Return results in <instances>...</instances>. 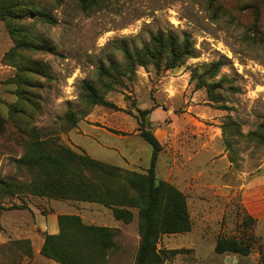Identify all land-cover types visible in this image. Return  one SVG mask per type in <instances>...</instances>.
Listing matches in <instances>:
<instances>
[{"label": "rangeland", "instance_id": "1", "mask_svg": "<svg viewBox=\"0 0 264 264\" xmlns=\"http://www.w3.org/2000/svg\"><path fill=\"white\" fill-rule=\"evenodd\" d=\"M29 1L56 22L27 18L28 37L43 46L9 60L5 54L14 40L0 21V177L30 178L14 163L22 152L10 114L14 103L32 113L25 122L36 126L45 140L127 170L145 172L149 166L152 147L140 135L146 128L161 144L156 177L185 194L191 219L190 230L159 238L160 250H180L169 253L164 264H264V139L246 136L264 122V0H97L86 10L80 0ZM254 2L259 10L256 26ZM158 30L187 32L196 56L173 68L136 66L122 82L105 89L98 66H122L119 48L135 50ZM217 59L224 64L209 80L223 78L224 99L213 102L204 86L190 80V72L194 66L200 72L203 64ZM24 63L39 66L25 73L32 86L24 95L33 96L31 101L20 100L17 93V64ZM84 79L114 106L88 105L80 99ZM67 109L77 118L73 126L64 116ZM229 120L238 123L240 134L231 128L222 131ZM0 206V264H58L33 256V251L49 233L51 216L59 213L118 228L108 264H134L136 209L124 222L100 203L31 193L0 194ZM247 216L254 219L250 227L242 223ZM248 233L249 254L214 251L217 237L242 239Z\"/></svg>", "mask_w": 264, "mask_h": 264}, {"label": "trees", "instance_id": "2", "mask_svg": "<svg viewBox=\"0 0 264 264\" xmlns=\"http://www.w3.org/2000/svg\"><path fill=\"white\" fill-rule=\"evenodd\" d=\"M97 0H80V8L86 10L97 4ZM212 4V2H210ZM29 0H0V21H5L11 33L14 45L6 52L9 60L23 55L22 51L41 48L43 42L28 37V25L25 20L34 17L53 24L56 19L43 10L32 8ZM213 7V6H212ZM210 5V8H212ZM255 12L253 25H257L259 10L252 4ZM122 66L114 62L100 64L98 77L105 89L114 83L122 82L123 75L134 73L136 66L151 64L156 69L173 68L184 63L189 57L196 56L195 48L187 32L177 34L158 30L151 33L149 39L137 49L120 47ZM223 60L217 59L203 64V70L194 66L190 80L195 79L196 87H205L210 101L223 100L221 90L223 78L209 80L215 76ZM19 99L31 101V95H24L28 86H32L25 73L38 71V65L17 64ZM79 94L88 105H109L113 103L104 98L103 92L90 80H81ZM230 89H235L229 86ZM147 110H141V112ZM21 112L22 114H20ZM10 114L16 124L22 147L21 154L14 158L17 169L30 175L27 181H16L10 177H0V194L19 195L31 193L61 199H74L100 203L111 209L115 219L129 222L133 209L137 212L139 241L134 264H164L169 253L180 250H160L157 242L162 234L186 232L191 228L185 194L172 183L158 179L155 173V161L161 144L149 129H140V135L152 147L150 163L145 172L123 169L117 165L95 159L82 150H75L54 140L41 137L36 126L25 122L32 116L21 104L14 103ZM69 125L76 124L77 118L71 109L64 114ZM256 130H250L246 136L253 140L264 139V122ZM231 128L240 134L238 123L234 120L222 124V131ZM230 145V142H227ZM2 206H0V210ZM58 230L45 233L39 253L59 264H108V254L117 246L115 237L119 233L116 227L84 223L77 214L59 213L56 216ZM254 219L244 217L242 223L250 227ZM1 227V226H0ZM16 243L25 240H16ZM252 245V235L244 238L219 236L214 244L216 253L231 252L247 255ZM28 255L31 249L26 248Z\"/></svg>", "mask_w": 264, "mask_h": 264}, {"label": "crops", "instance_id": "3", "mask_svg": "<svg viewBox=\"0 0 264 264\" xmlns=\"http://www.w3.org/2000/svg\"><path fill=\"white\" fill-rule=\"evenodd\" d=\"M56 222H57L56 217L51 216V218L49 219V229H48V232L49 233H55V232H57V223ZM42 241H43V239H41V243H42ZM41 243H40V245H41ZM40 245L36 247L35 252L33 251V256H35V257H41V258L46 259V260H50L49 258H46V257L42 256L39 253ZM53 262H55V261L53 260ZM55 263H57V262H55Z\"/></svg>", "mask_w": 264, "mask_h": 264}, {"label": "water", "instance_id": "4", "mask_svg": "<svg viewBox=\"0 0 264 264\" xmlns=\"http://www.w3.org/2000/svg\"><path fill=\"white\" fill-rule=\"evenodd\" d=\"M226 259H228V257H226ZM234 259V258H233Z\"/></svg>", "mask_w": 264, "mask_h": 264}]
</instances>
